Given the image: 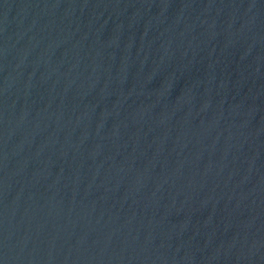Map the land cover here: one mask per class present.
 Returning a JSON list of instances; mask_svg holds the SVG:
<instances>
[{"label": "water", "instance_id": "water-1", "mask_svg": "<svg viewBox=\"0 0 264 264\" xmlns=\"http://www.w3.org/2000/svg\"><path fill=\"white\" fill-rule=\"evenodd\" d=\"M0 264H264V0H0Z\"/></svg>", "mask_w": 264, "mask_h": 264}]
</instances>
